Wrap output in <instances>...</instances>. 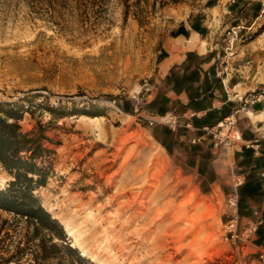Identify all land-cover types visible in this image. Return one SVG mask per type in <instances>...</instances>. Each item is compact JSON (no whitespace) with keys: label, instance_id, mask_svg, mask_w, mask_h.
<instances>
[{"label":"rangeland","instance_id":"obj_1","mask_svg":"<svg viewBox=\"0 0 264 264\" xmlns=\"http://www.w3.org/2000/svg\"><path fill=\"white\" fill-rule=\"evenodd\" d=\"M202 2L0 0V102L24 99L22 129L40 124L52 139L51 174L36 193L97 264H264L244 257L252 234L240 236L260 226L264 195L238 204V237L226 239L229 186L213 188L210 170L162 149V132L143 122L160 41ZM8 179L0 170V188ZM24 233L0 210V264L22 263Z\"/></svg>","mask_w":264,"mask_h":264},{"label":"crops","instance_id":"obj_2","mask_svg":"<svg viewBox=\"0 0 264 264\" xmlns=\"http://www.w3.org/2000/svg\"><path fill=\"white\" fill-rule=\"evenodd\" d=\"M262 24L264 0H203L162 37L143 110L148 116L174 113L185 117L195 112L189 119L192 128L171 131L164 125L152 126L162 132L155 138L157 144L165 151L173 149L196 170H210L212 187L229 186V193L230 165L243 168L242 173L236 171L244 177L239 188L241 210L255 207L248 197L264 195V168L259 166L264 165ZM237 110L242 137L226 153L214 147L203 127H212ZM194 138L197 142L192 143ZM258 166L257 180L250 174ZM253 213L260 226L242 246L244 257L250 259L264 252V198Z\"/></svg>","mask_w":264,"mask_h":264},{"label":"trees","instance_id":"obj_3","mask_svg":"<svg viewBox=\"0 0 264 264\" xmlns=\"http://www.w3.org/2000/svg\"><path fill=\"white\" fill-rule=\"evenodd\" d=\"M263 29L264 24L259 31ZM48 111L54 112L51 107ZM26 112L31 113V109L24 99L0 102V170L9 177L0 188V210L23 223L25 233L18 259L21 264H97L72 245L61 222L36 193L51 174L53 150L48 143L53 141L40 124L31 130L22 129L20 122Z\"/></svg>","mask_w":264,"mask_h":264},{"label":"built area","instance_id":"obj_4","mask_svg":"<svg viewBox=\"0 0 264 264\" xmlns=\"http://www.w3.org/2000/svg\"><path fill=\"white\" fill-rule=\"evenodd\" d=\"M232 33L234 36L237 35L236 30H233ZM246 101L247 100H245V102ZM237 112L238 110L227 115L212 127H203L204 132L211 137L214 147H222L226 153H229V151L233 149V147L238 141L241 140L242 137L241 131L237 124ZM195 115V112L190 113L187 116L185 115V117L174 113H164L160 115L147 116L143 118V122L148 126L164 125L171 131H177L180 127L192 128V123L189 119ZM194 142H197L196 138L192 139V143ZM230 182L231 191L227 197V205L233 211V214L226 225L227 235L225 238L234 240L238 237V233L236 232V227L239 221L237 208L239 200V188L244 183V177L234 170L232 164L230 165ZM255 231V225L248 226L243 230L240 236L248 237ZM260 258H262L264 261L263 254L260 256Z\"/></svg>","mask_w":264,"mask_h":264},{"label":"bare ground","instance_id":"obj_5","mask_svg":"<svg viewBox=\"0 0 264 264\" xmlns=\"http://www.w3.org/2000/svg\"><path fill=\"white\" fill-rule=\"evenodd\" d=\"M147 221V220H146ZM149 221V220H148ZM144 223V222H143ZM146 223V222H145Z\"/></svg>","mask_w":264,"mask_h":264}]
</instances>
